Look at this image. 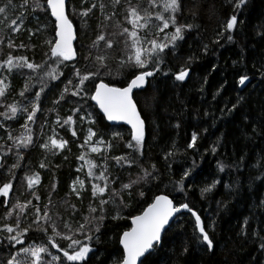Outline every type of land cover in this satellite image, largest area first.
<instances>
[{"label":"trees","instance_id":"obj_1","mask_svg":"<svg viewBox=\"0 0 264 264\" xmlns=\"http://www.w3.org/2000/svg\"><path fill=\"white\" fill-rule=\"evenodd\" d=\"M6 3L7 0H0V7ZM37 3L41 7H36ZM101 3L105 5L103 12ZM131 3L140 4L142 9L149 7L148 0H131ZM93 4L96 7L93 8ZM181 5L177 23L194 27L185 30V40L178 42L174 52L166 50L161 71L148 77L144 89L134 94L146 123L142 156L127 147L131 142V129L111 125L89 98L94 93V84L101 80L123 87L131 78V70L120 66L126 55L125 37L119 32L124 27L131 29L125 19L128 0H121L115 7L112 0L68 1V15L77 29V59L60 65L57 71L63 75L58 79L45 76L46 84L39 101L35 100V93L40 91L41 83L36 77L43 72L33 73L24 68L9 73L0 69V79L7 77L5 83L9 86L5 96L0 97V104L17 103L20 109L29 111L33 103L39 104L34 121H27L26 111H18L13 119L0 115V125H3L0 127V145H3L0 147V187L6 182L13 184L8 205L0 204V226L15 224V212L7 221L3 219L14 204L32 202L20 217L21 229H31L23 238V245L13 247L4 239L7 234L0 233V264L23 247L40 244L48 248V253L42 254L44 260L51 261L55 255L68 264L63 251L48 243L53 235L50 226L45 225L49 229L46 233L36 230L33 206H38L43 214L47 205L49 215L62 234L68 233L65 223L73 230L84 223L90 204L98 209L92 215H100L99 199L92 197V183L103 182L87 176V165L78 159L82 153L98 165L93 170L97 175L106 162L110 181L109 190L102 197L110 200L103 207L105 219L100 232L94 234L99 235V241L91 242L94 251L83 264H113L122 254L119 238L131 228L132 217L141 214L154 197L161 194L174 198L177 204L188 203L201 216L214 247L209 251L205 244L198 242L195 218L184 212L166 230L162 244L145 264H264V248L261 247L264 243V0H248L239 10L234 9L231 0H181ZM158 10L150 9L153 17ZM85 11L88 15L82 17L80 13ZM49 14L46 0H12L7 12L0 14V62L12 55L44 64L45 68L55 67L45 55L49 52L46 42L54 38V19ZM234 14L238 19L237 29L228 33L226 23ZM158 23L153 19L152 26L141 30L140 34H155L154 25ZM170 31H174L171 26L166 32ZM102 33L113 42L111 49L104 41L92 47ZM219 33H223V38ZM229 34L233 36L232 42L227 40ZM217 39L218 44L214 42ZM97 56L107 58V68L100 70L98 78L85 81L86 92L73 96L75 85L79 83L74 69H79L81 75L94 73L99 67ZM182 68L189 69V77L183 82L176 81L175 74ZM242 75L249 77L243 87L238 83ZM29 77L33 78L29 80ZM69 80L72 84H68ZM26 84L30 85V91L21 97L19 93ZM238 100L237 108L229 112ZM77 108L81 111L73 115ZM5 111L6 107H0V113ZM88 113L95 124L80 120V116ZM68 116H73L75 123L62 127ZM25 123L31 128L33 142L27 149L17 150L7 137L9 133L13 137L27 134L22 127ZM89 128L97 136L81 148ZM193 133L197 135V146L188 148ZM51 138L65 140L67 145L64 149L42 147L45 143L51 147ZM100 138L106 141L105 145H98L103 151L91 153L90 147ZM107 142L111 143V148L107 147ZM129 154L136 160L130 166H121L113 159ZM41 163L45 164L44 168L40 167ZM221 163L225 165L223 172L219 169ZM13 165L18 167L13 168ZM152 165L156 171L146 181L140 180L142 169L152 171ZM78 168L82 171L78 172ZM189 169L191 175L185 179V191L181 192L176 182ZM33 174H39L40 183L28 189L26 177ZM77 177L84 181L79 197L72 192ZM132 180L140 182L130 189L122 187ZM216 181H219L216 187L202 196L200 190L211 187ZM76 187L79 190L78 184ZM33 191L39 200L34 198ZM113 191L117 193L114 197ZM140 191L145 193L143 197ZM0 200L6 198L0 197ZM117 213L121 218L113 219ZM40 223L44 225L43 220ZM78 238L83 240V236ZM56 242L60 249L67 250V241L57 237ZM185 247L187 252H184Z\"/></svg>","mask_w":264,"mask_h":264},{"label":"snow or ice","instance_id":"obj_2","mask_svg":"<svg viewBox=\"0 0 264 264\" xmlns=\"http://www.w3.org/2000/svg\"><path fill=\"white\" fill-rule=\"evenodd\" d=\"M113 6L119 5L121 0H112ZM233 3L234 9L239 10L242 6H246L248 0H231ZM12 0H7L5 6L0 7V14H5L8 8L11 6ZM148 8H143L140 4L133 5L131 0H128V7L126 9L127 23L131 25V29L124 27L122 31L119 32L120 36L125 37V55L126 59L120 61L121 67H126L131 70V78L126 86L118 87L110 85L109 83L101 80L99 83L94 84V94L89 98L92 101H95V104L98 105L100 111L103 113V116L108 121H123L124 123L131 126V142L127 144L129 149H132L134 152H138L141 156L143 155V147L145 142V121L141 118V113L138 111L137 102L133 98L134 89L144 88L147 78L153 77L161 71L160 65L164 62V55H166V50L169 52H174L175 49L179 46L178 42L185 40V30H190L194 27L193 24H178L177 23V13L181 11V0H148ZM36 7H41L37 3ZM92 7H96L95 4ZM105 5L100 4L101 11L103 12ZM157 8L159 9L155 16L153 17L150 9ZM46 10H50L51 17L54 18V38L53 40L47 41L46 43L49 46V52L45 55L48 56V59L52 61L55 67L48 65L45 68L44 64H37L35 62H30L26 57H13L8 55L7 59L3 62H0V69H6L11 73L14 69H24L27 68L33 73L43 72V75L36 77L41 83L40 91L35 93V100L39 101L41 93L44 91V86L46 84L45 76L51 80H56L59 76L63 75L62 72H58L60 65L68 61H73L77 59V51L73 47V41L77 39V29H74L73 21L69 18L67 13V3L66 0H46ZM91 11V9H89ZM80 15L87 16L88 12H81ZM111 19V17H107ZM155 19L159 23L154 25L157 29V32L153 35H141V30H147L151 25V21ZM15 21H13V24ZM238 19L237 15H232L227 23L225 31L232 33L237 29ZM173 28L174 31L166 32L169 28ZM162 34V35H161ZM218 36L223 38V33H219ZM229 42L233 41V36L229 34L227 36ZM104 41L106 47L111 49L113 47V42L106 38L105 34H100L95 41H93L92 47H98L99 42ZM219 43V39L214 41ZM9 47H12V44H9ZM23 47V45H21ZM205 52H207V45H205ZM106 57L97 56L96 60L99 62V67L94 73H88L81 75L79 69H74L76 77L79 79V83L75 85V91L72 92L73 96H78L81 93L86 92L85 90V81L94 80L100 76V70L107 68ZM191 57L189 58V63L191 62ZM235 63V62H234ZM139 70V71H137ZM111 73L109 72V75ZM167 75V73H164ZM189 77V69L182 68L178 74H175V80L183 82ZM33 77H29L31 80ZM4 79H0V97H4L6 89L9 87ZM249 79L247 75H242L239 78V85H245V82ZM68 84H72V81L69 80ZM65 87V91H67ZM30 91V85L26 84L23 91L19 93L21 97L25 96V93ZM219 95V92L217 93ZM63 96H61V99ZM234 104L229 112L235 110L238 106ZM0 107H6L7 111L0 113L6 119H13L16 117L18 111L28 112L27 121H34L37 111H39V104L33 103L31 106V111L27 108L20 109L17 103H12L8 105L0 104ZM81 109H75L76 113L80 112ZM81 121L87 120L89 124H95L96 121L91 119V113H88L86 116H80ZM57 123H60V120H57ZM73 116H68L63 120V125L74 124ZM3 127V125H0ZM22 127L26 130L27 134H21L19 137H13L11 133L8 134L7 139L13 142V147L17 150L20 148L27 149L29 145L32 144L33 138L31 135V128L28 127V124L25 123ZM179 127V125H177ZM72 135L76 136V132L72 131ZM119 133H116L115 136L119 137ZM97 136V133L89 128L87 135L85 137L84 143L80 145L81 148L89 145L93 141V138ZM197 141L196 133H193L191 136V142L188 144V148H195ZM106 141L102 138L96 140L90 147L91 153H101L103 149L98 145H105ZM67 145L65 140H57L51 138V147L48 143L42 145L45 149L51 150V148L64 149ZM3 147V145H0ZM107 147L111 148L112 145L110 142H107ZM11 150V149H9ZM213 154L216 152V147L212 148ZM168 155H171L169 153ZM79 160L84 161L87 165L88 172L87 176L93 181H101V183H92V197L94 199H99V211L100 215L93 216V213L98 211L97 207L89 205V216L84 217V223H81L79 227L75 230L71 228V225L65 223L64 227L68 230L67 234H62L57 230L56 222L52 220V217L49 215L48 206L45 205V210L41 214V209L38 206H33L34 208V223L37 224V231L48 232L49 225L51 228L52 236L48 238V243L52 248H57L59 251H63L64 260L68 264H83L89 258V254L93 253V248L91 247V242L95 239L99 241V235H94L95 233L100 232V225L105 219L103 215V207L107 205L110 200L103 199L104 194L109 190L110 181L107 175V163L102 166V170L97 175L93 170L98 167V165L91 159H86L85 154H81L78 157ZM118 164L123 166L128 164L129 166L136 162L135 158L131 157V154L127 156H117L113 157ZM107 157H105V161ZM123 162V163H121ZM195 166V162H194ZM13 168L18 167V165H13ZM41 168L45 167L44 163H41ZM152 171L148 169H142L143 176L140 177V180H147L148 177H151L153 172L156 171L155 165H152ZM221 172L224 171L225 165L221 163L219 165ZM77 171H82V168H78ZM191 169L186 170L181 179L177 181L178 190L181 192L185 191L184 181L191 175ZM11 175H14L11 173ZM155 178V177H154ZM28 189H34L35 185L40 183L39 174H33L26 177ZM140 182L139 180H132L128 184H123L124 189H130L133 185ZM219 181L214 182L211 187L202 188L201 195L204 193L210 192L213 188L216 187V184ZM79 185V190L76 185ZM13 189V184L11 182H6L0 187V197L7 198L10 192ZM55 189V185H53ZM84 190V181L79 177L73 181L72 192H74L77 197L80 196V192ZM130 194V193H129ZM117 195L115 191L112 192V196ZM139 195L143 197L145 193L143 191L139 192ZM33 196L36 200H39V196L35 195L33 191ZM7 203L6 200H0V204ZM32 204L31 201H28L25 204L17 202L9 209L3 219L7 221L13 216V213H16L15 224L4 223L0 226V233H6L7 235L4 239L9 241L13 247L15 245H23L24 237L28 235L30 228L21 229V215L25 213V210L28 206ZM75 206H73L74 208ZM18 210V211H17ZM182 211H186L195 218V228L198 230L199 235L196 237L198 242L206 245L207 250L211 251L214 247L213 240L210 238L208 232L205 230V226L202 223L201 216L189 206L188 203H175L174 198H170L166 194L156 195L152 202L143 210L139 215L133 216L131 219V228L128 231H124L119 238V244L122 245V254L119 255L117 260L113 261V264H145V261L149 256L152 255L153 251L162 244L163 236L166 233V226L170 225V221L173 217ZM121 218L119 213L117 216H114L113 219ZM44 221V225L40 221ZM245 223H247L245 221ZM78 236H83V240L78 238ZM67 241V250L60 249L59 245L56 242V238ZM87 241V242H85ZM261 247L264 248V243L261 244ZM188 248H184V252H187ZM21 252L23 253V258H21ZM48 248L43 245H29L28 247H23L17 251L14 255H10L3 264H54L56 261H60V264H64V261L61 260L59 256H52L51 261H46L42 258V254H47ZM115 255V254H114ZM143 258V259H142Z\"/></svg>","mask_w":264,"mask_h":264},{"label":"water","instance_id":"obj_3","mask_svg":"<svg viewBox=\"0 0 264 264\" xmlns=\"http://www.w3.org/2000/svg\"><path fill=\"white\" fill-rule=\"evenodd\" d=\"M68 1L69 0H66V3H67V7H68ZM67 13H68V9H67ZM53 18V17H52ZM54 19V18H53ZM74 25V24H73ZM74 29H76L75 27H74ZM75 42H76V40H74L73 41V47L75 48ZM246 84V83H245ZM146 85V84H145ZM244 86V85H243ZM242 86V87H243ZM145 87V86H144ZM142 89H144V88H142ZM142 89H134L133 90V98H134V94L137 92V91H140V90H142ZM94 94V93H93ZM134 100H135V98H134ZM136 101V100H135ZM93 102V104L98 108V110H99V112L103 115V113L100 111V109H99V107H98V105H96L95 104V101H92ZM137 108H138V111H140L139 110V107H138V105H137ZM141 113V112H140ZM141 118L143 119V117H142V115H141ZM106 119V118H105ZM144 120V119H143ZM106 121L107 122H109L111 125H125V126H127V127H129L130 129H131V126L130 125H128V124H126V123H124L123 121H117V122H113V121H108L107 119H106ZM145 121V120H144ZM145 135H146V123H145ZM6 201H7V203H6V205H8V203H9V201H10V194H9V196L6 198ZM184 212H186V211H182V212H180V213H177L174 217H173V219L170 221V225L174 222V220L179 216V215H181L182 213H184ZM170 225L169 226H166V230L170 227ZM132 226V225H131ZM130 230V229H129ZM121 247H122V245H121ZM143 259V258H142ZM138 264H139V262H138Z\"/></svg>","mask_w":264,"mask_h":264},{"label":"bare ground","instance_id":"obj_4","mask_svg":"<svg viewBox=\"0 0 264 264\" xmlns=\"http://www.w3.org/2000/svg\"><path fill=\"white\" fill-rule=\"evenodd\" d=\"M50 15V14H49ZM151 31V30H150ZM153 32V31H152ZM1 33V32H0ZM179 60V59H178ZM182 60V59H181ZM173 72V71H172ZM122 75V74H121ZM63 162V161H62ZM143 162V161H142ZM64 165V164H63ZM135 168V167H134ZM137 168V167H136ZM149 170V169H148ZM122 173V172H121ZM138 195V194H137ZM132 200V199H131ZM128 208V207H127ZM202 220V219H201Z\"/></svg>","mask_w":264,"mask_h":264}]
</instances>
